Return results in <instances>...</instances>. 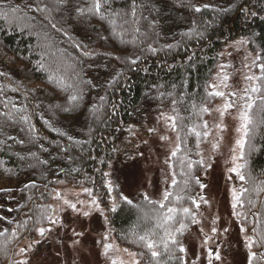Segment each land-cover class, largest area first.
Segmentation results:
<instances>
[{
	"label": "trees",
	"instance_id": "16d2710c",
	"mask_svg": "<svg viewBox=\"0 0 264 264\" xmlns=\"http://www.w3.org/2000/svg\"><path fill=\"white\" fill-rule=\"evenodd\" d=\"M239 38L260 73L239 204L251 264H264V0H0V264L48 223L53 195L69 185L98 201L138 264H183L210 85L222 49ZM161 113L177 132L175 183L163 203L128 200L110 164L126 128Z\"/></svg>",
	"mask_w": 264,
	"mask_h": 264
},
{
	"label": "rangeland",
	"instance_id": "374dc122",
	"mask_svg": "<svg viewBox=\"0 0 264 264\" xmlns=\"http://www.w3.org/2000/svg\"><path fill=\"white\" fill-rule=\"evenodd\" d=\"M259 76L257 57L243 39L222 49L210 85L216 100L207 106V139L200 151L203 188L195 222L182 242L183 264L252 262L253 242L242 225L239 204L248 125L242 115L249 119L248 105L255 100L252 89ZM177 144L169 113L126 128L108 171L111 176L120 173L124 198L132 200L141 193L164 202L176 180L171 166ZM53 197L48 223L28 234L15 250L12 264H138L133 252L116 244L106 211L95 198L70 185L59 188ZM111 201L116 207L113 197Z\"/></svg>",
	"mask_w": 264,
	"mask_h": 264
},
{
	"label": "snow or ice",
	"instance_id": "6c2138e0",
	"mask_svg": "<svg viewBox=\"0 0 264 264\" xmlns=\"http://www.w3.org/2000/svg\"><path fill=\"white\" fill-rule=\"evenodd\" d=\"M95 8H96L97 11H99V9H100V4H99V3H96ZM249 79H251V77H249ZM258 79H259V78H258ZM259 90H260V89H259V88H256V87H254V88L252 89L253 92H258ZM217 95H222V93H217ZM251 106H252L251 104L248 105L249 108H251ZM242 119L245 120V124L250 123V120L248 119L247 115H242ZM173 155H175V153H173ZM241 179H243V177H241ZM146 198H147V197H146ZM164 199H165V200L168 199V194H165ZM193 203H195V201H193ZM161 207H163V205H161ZM169 211L171 212V211H173V210H172V209H169ZM187 211H188V210L185 209V212H187ZM40 234L43 235V230H40ZM141 239H145V238H144V237H141ZM173 242H175V241H173ZM147 247L151 250V249L154 248V244H153V243H148V244H147ZM165 247H167V244H165ZM21 251H23V249H22ZM180 251L183 252L184 249L181 248ZM151 255H152L153 258H156V257L159 255V253H158L157 251H154V250H153V251L151 252ZM217 258H218V257H217Z\"/></svg>",
	"mask_w": 264,
	"mask_h": 264
}]
</instances>
